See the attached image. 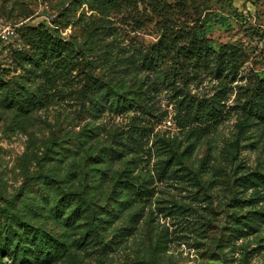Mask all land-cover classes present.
<instances>
[{
    "label": "rangeland",
    "instance_id": "1",
    "mask_svg": "<svg viewBox=\"0 0 264 264\" xmlns=\"http://www.w3.org/2000/svg\"><path fill=\"white\" fill-rule=\"evenodd\" d=\"M39 24L72 63L44 107L0 103V230L44 231L67 248L55 264H264V0H0V85L34 98L44 79L15 59ZM86 74L117 112L81 105ZM46 178L114 207L104 245L81 241L84 219H53L54 189L30 191ZM127 181L146 197L117 211Z\"/></svg>",
    "mask_w": 264,
    "mask_h": 264
},
{
    "label": "trees",
    "instance_id": "2",
    "mask_svg": "<svg viewBox=\"0 0 264 264\" xmlns=\"http://www.w3.org/2000/svg\"><path fill=\"white\" fill-rule=\"evenodd\" d=\"M20 36L24 46L22 50H17L15 61L22 69L28 71L30 76H34L36 79H44L40 84L42 90L34 98L32 96L27 97V92L25 90L20 91L21 89L14 84L0 85V103H8L10 107L25 111L30 107H44L49 102L50 97L59 95L58 85L67 81L72 63L70 54L73 50L66 42L54 36L43 24L24 28V33H21ZM165 37L157 48L151 51V55L154 57L153 62L161 58L162 53H167L170 49V43L167 42ZM186 55L189 59H194V56H196L194 45L187 50ZM84 77V84L78 96L81 105L87 106V111L91 115L102 114L106 111L105 109L117 112V109H114L113 106L105 107L107 102L103 98V84L93 75L86 74ZM145 129V127H139L134 136H132L133 134L128 136L133 141H129L130 145L124 144L128 151L122 150L123 153L129 154V150L138 152L141 149L139 148L140 144L138 145L141 139L137 137H141ZM117 153L120 154V152ZM47 180L50 179L46 178L43 182L35 183L30 191L40 192V196L48 200L52 195L51 189H54L53 205H55L50 208L51 213L56 214L53 219H64L63 224L68 226H73L76 222L84 219L86 223L83 225L84 228H87V231L81 241L85 239L87 241L85 244L88 246H101L103 242L98 231L105 229L104 224L111 222L112 217L116 218L114 207L110 211L111 213L95 210L82 194L73 193L70 190L65 191L60 186L51 184L53 182ZM126 189L128 194L124 197L127 200L115 205L117 211L128 209L133 199L140 198L144 200V197H146L147 191H143L140 186L138 187L134 183H131L129 187L126 186ZM66 211H69V214L64 218L63 215ZM13 228L12 224H6L4 231L0 230V264H6L2 260L3 256L12 260L13 264L18 261L20 264L32 263L27 259L28 257H32L34 259L32 260L33 263L36 264L39 261L43 264H55L67 251L63 244L52 241L42 230L25 226L21 228L23 230L21 233H17ZM42 242H45L44 248L40 247Z\"/></svg>",
    "mask_w": 264,
    "mask_h": 264
},
{
    "label": "built area",
    "instance_id": "3",
    "mask_svg": "<svg viewBox=\"0 0 264 264\" xmlns=\"http://www.w3.org/2000/svg\"><path fill=\"white\" fill-rule=\"evenodd\" d=\"M0 36H2V32H0ZM2 37H4V36H2Z\"/></svg>",
    "mask_w": 264,
    "mask_h": 264
}]
</instances>
